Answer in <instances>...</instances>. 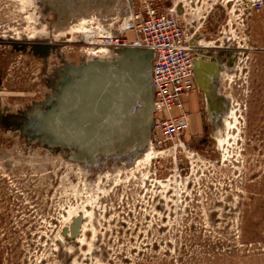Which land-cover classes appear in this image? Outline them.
I'll list each match as a JSON object with an SVG mask.
<instances>
[{"label":"rangeland","instance_id":"374dc122","mask_svg":"<svg viewBox=\"0 0 264 264\" xmlns=\"http://www.w3.org/2000/svg\"><path fill=\"white\" fill-rule=\"evenodd\" d=\"M133 1L62 31L44 21L62 23L71 0H0V264H264V6L166 0L192 20L206 70L170 140L155 126L149 49L128 43ZM110 67L141 81L109 134L60 132L107 108Z\"/></svg>","mask_w":264,"mask_h":264},{"label":"built area","instance_id":"2783aa9c","mask_svg":"<svg viewBox=\"0 0 264 264\" xmlns=\"http://www.w3.org/2000/svg\"><path fill=\"white\" fill-rule=\"evenodd\" d=\"M133 1L130 8V28L133 37L129 44L151 51V85L158 103L155 126L166 139L179 140L189 127V114L183 96L195 89V58L199 42L187 36L186 24L176 9L177 2L166 0ZM252 8L264 6V0H249ZM206 12L195 19L196 29ZM118 38H110L111 43ZM176 109L174 113L173 110Z\"/></svg>","mask_w":264,"mask_h":264},{"label":"bare ground","instance_id":"6f19581e","mask_svg":"<svg viewBox=\"0 0 264 264\" xmlns=\"http://www.w3.org/2000/svg\"><path fill=\"white\" fill-rule=\"evenodd\" d=\"M71 4H72L71 9H70L68 15L65 16V18L63 17L64 19H63L62 23L54 24V23H51L48 19H46V21H44V22L47 23L48 26L53 27L54 29H57V30L62 29V31H65V30L71 31L72 28L74 30L76 29V28H74L75 27L74 22L76 20H78V18H81V19L79 21H76V22H81V23H84V21H86L87 19H90V18H95V19L98 18L100 20H105L107 22L113 21V20H116L114 14L119 12V10H122L123 7L125 5H127V0H75ZM77 27H79V25H77ZM81 30H84V29L82 28ZM200 46H204V45H200ZM145 62H148V59H147V61L145 60ZM197 65H198V68L204 69L205 64L203 63V61L199 60L197 62ZM197 65H196V67H197ZM125 69H126V67H125ZM125 69L122 68L119 70L117 68L110 67L109 70H107L108 74H110V75L112 74L114 79L117 78L116 83H114L115 87L113 89V92L110 94L111 95L110 96L111 102L107 106V108L103 111V113L100 115V117L94 122L93 126L89 130L83 131V130H81V129H79V128L71 125V124H66L64 126H60L59 131L60 132L62 131V133H64V134H68L69 136H71L72 138H74L75 140H78L80 142H82V141L88 142L92 139L94 140L95 138H100L104 135L109 134V132L112 128V125H113L114 121L116 120V117L119 115V113L123 112V110L126 109L127 105L130 104V101L133 99V96L135 94V91H136L135 89L137 87V84L139 83V81H141V78L138 77L136 74H134V72L129 71V70H125ZM101 70H104V69H101ZM145 75H146V73H145ZM143 78H145V77H143ZM138 90H139V88H138ZM64 95H65V93H64ZM64 101H65L64 102L65 105L70 106V107L76 106L79 104V102H81L80 96H78L76 94L70 95L69 97L64 99ZM62 139H64V138H62ZM100 139H102V138H100ZM63 142H64V140H63ZM70 142H71V139H70ZM70 142H68V143H70ZM90 142H92V141H90ZM93 142H95V141H93ZM79 145H80V143H79ZM81 232H82V230H81ZM82 241H83V239H82Z\"/></svg>","mask_w":264,"mask_h":264},{"label":"water","instance_id":"95a60500","mask_svg":"<svg viewBox=\"0 0 264 264\" xmlns=\"http://www.w3.org/2000/svg\"><path fill=\"white\" fill-rule=\"evenodd\" d=\"M72 2L73 1H75V0H71ZM196 54H197V57L195 58V80H196V78H198V79H200L201 80V82L203 81L202 79H204V77H205V74H206V70H205V68L201 71V72H199L198 70H197V67H196V65H197V62H198V59H199V50H196ZM147 59H148V63H149V67H150V74H151V59H152V54H151V51L149 50L148 51V53H147ZM201 59V58H200ZM203 60V59H202ZM204 72V73H203ZM203 73V74H202ZM150 74H149V79H150V83H151V78H150ZM203 75V76H202ZM151 87H152V85H151ZM114 89V88H113ZM112 89V90H113ZM112 90H110V91H108L107 89H106V91H104L103 93L105 94V95H107V93L108 92H111ZM103 90H101V92H102ZM108 96V95H107ZM106 98H108L109 99V97H106ZM102 106H103V103H102ZM81 120L82 121H90V119H89V116L88 115H86V116H82L81 117ZM96 120V119H95ZM95 120L94 121H92L91 123H90V126L89 127H87V128H85L84 130L79 126V124H81L82 123V121H78L77 122V120H73V121H70L69 123H67V124H71V125H73V126H75V127H77V128H79V129H81V130H83V131H87V130H89L92 126H93V124H94V122H95ZM78 221H79V217L78 218H76L75 220H74V223H73V225H72V229L74 230L75 229V227H76V225H77V223H78Z\"/></svg>","mask_w":264,"mask_h":264}]
</instances>
